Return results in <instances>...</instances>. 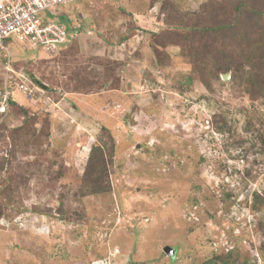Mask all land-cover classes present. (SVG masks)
<instances>
[{"label":"rangeland","instance_id":"obj_1","mask_svg":"<svg viewBox=\"0 0 264 264\" xmlns=\"http://www.w3.org/2000/svg\"><path fill=\"white\" fill-rule=\"evenodd\" d=\"M160 1L78 0L57 51L0 54V264H264V26Z\"/></svg>","mask_w":264,"mask_h":264},{"label":"built area","instance_id":"obj_2","mask_svg":"<svg viewBox=\"0 0 264 264\" xmlns=\"http://www.w3.org/2000/svg\"><path fill=\"white\" fill-rule=\"evenodd\" d=\"M76 1L78 0H0V54L6 58L4 64L8 72H13L9 66L13 43L26 49L53 52L77 36L81 30L80 24L73 25L68 31L58 20L64 8ZM8 77H12V74L5 77L0 87V114L8 112L13 96L12 80ZM15 87L22 92L28 90L22 78L20 82H16Z\"/></svg>","mask_w":264,"mask_h":264},{"label":"trees","instance_id":"obj_3","mask_svg":"<svg viewBox=\"0 0 264 264\" xmlns=\"http://www.w3.org/2000/svg\"><path fill=\"white\" fill-rule=\"evenodd\" d=\"M158 1V0H157ZM162 1L161 0V14L162 15H166V10L164 9L163 5H162ZM232 1V0H231ZM230 1V2H231ZM258 1V3H257ZM154 2V1H153ZM229 2V3H230ZM260 2L262 4H260ZM232 7L233 10L236 11L238 13V17H239V12L244 8L247 7V17L250 18L251 17L254 18V23L257 24V26L261 27L263 29L264 26V0H233L232 1ZM213 10V9H212ZM216 16V15H215ZM246 17V21H249V18ZM239 21V18L234 17L232 21H229L228 23L225 22H220L214 25H210V26H203L202 29L203 30H221V31H226L229 28L233 27V25ZM198 30L197 26H193L190 28V30ZM200 29V28H199ZM189 30V31H190ZM223 70H229L230 69V64H224V66L222 67ZM97 178H99V176H97ZM96 179V178H95ZM105 189V188H104ZM106 190V189H105ZM256 193V192H255ZM256 201V200H255ZM262 202L264 203V200H262ZM204 264H216V263H204ZM223 264H230L227 261H224Z\"/></svg>","mask_w":264,"mask_h":264},{"label":"water","instance_id":"obj_4","mask_svg":"<svg viewBox=\"0 0 264 264\" xmlns=\"http://www.w3.org/2000/svg\"><path fill=\"white\" fill-rule=\"evenodd\" d=\"M229 76L230 75L228 73H225V74L222 75V78L223 79H228ZM163 250L170 258H173L175 253H176L175 248L170 247V246H165Z\"/></svg>","mask_w":264,"mask_h":264},{"label":"crops","instance_id":"obj_5","mask_svg":"<svg viewBox=\"0 0 264 264\" xmlns=\"http://www.w3.org/2000/svg\"><path fill=\"white\" fill-rule=\"evenodd\" d=\"M157 3H158V2L155 1L152 5H149V6H148V7H149V15H148V13H147L148 18H150V19H154L155 15L153 14L154 12H152V9H153V11H154V9H156L155 7H157V9H158V5H157ZM140 15L142 16L143 13L140 12ZM145 15H146V13H145ZM145 15H143V17H144ZM156 20H157V23L160 21V19H159L158 17H155L154 21H156Z\"/></svg>","mask_w":264,"mask_h":264}]
</instances>
